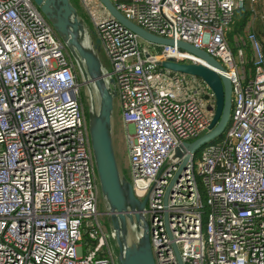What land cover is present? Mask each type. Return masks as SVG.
I'll return each instance as SVG.
<instances>
[{"label": "built area", "instance_id": "built-area-1", "mask_svg": "<svg viewBox=\"0 0 264 264\" xmlns=\"http://www.w3.org/2000/svg\"><path fill=\"white\" fill-rule=\"evenodd\" d=\"M83 1L132 126L128 179L139 199L147 196L155 264H264V42L253 26L242 28L234 55L227 37L238 9L264 26V0H111L146 30L205 49L232 84L228 125L189 153L166 203L188 153L173 150L207 130L214 95L164 75L154 61L202 60L176 43L142 46L137 33L110 13L97 20ZM80 85L38 5L0 0V264H120L114 232L98 218L100 184Z\"/></svg>", "mask_w": 264, "mask_h": 264}, {"label": "water", "instance_id": "water-1", "mask_svg": "<svg viewBox=\"0 0 264 264\" xmlns=\"http://www.w3.org/2000/svg\"><path fill=\"white\" fill-rule=\"evenodd\" d=\"M52 24L54 30L64 42L81 74V84L95 89L98 107L87 111L88 129L91 139L93 157L100 184V194L106 202L110 227L114 232L120 264H155L150 236L149 223L143 214L147 196L139 199L133 190L131 181L122 173L114 145L112 114L116 89L114 78L109 75L104 60L101 58L99 38L90 39V30L85 19L79 15L71 0H33ZM112 17L137 33L141 38L158 44L176 43L179 47L199 56L202 62H179L166 57L154 62L175 72H183L201 78L214 95V107L208 128L191 141L177 145L175 157L187 154L181 160L178 171L167 186L164 202L171 184L182 167L185 166L189 153L195 152L202 145L222 135L228 123L232 105V84L229 77L219 70L222 64L205 49L185 40L156 35L130 19L126 18L111 0H99ZM147 56L149 52L145 50ZM137 234L135 240H129L130 229Z\"/></svg>", "mask_w": 264, "mask_h": 264}, {"label": "rangeland", "instance_id": "rangeland-1", "mask_svg": "<svg viewBox=\"0 0 264 264\" xmlns=\"http://www.w3.org/2000/svg\"><path fill=\"white\" fill-rule=\"evenodd\" d=\"M71 2L76 6L79 15L85 19V21L89 27L90 39L88 38V40H94V38L96 37L95 26H94L95 25L94 16L90 15V13L88 12L87 8L84 5L83 0H71ZM86 2H87L88 7L90 8L91 12L93 14H95V18L98 20L99 17H97L98 15H96V14H98V6H101L103 8V10L105 11L104 7L99 2V0H86ZM106 16H108L107 13H106ZM233 23L234 22H232L231 26L228 29L227 37H228V33L230 34L232 32V35H231L232 44L231 45L233 48L234 55H237L236 47L234 46V39L237 35L236 33L239 30L234 29L235 23L234 24ZM243 24H238V26L241 28H242V25H243V28H246L249 25L253 26L254 30L260 35V37L262 38V40L264 42V32H263L264 26L262 25L261 20H260L258 15H256L254 12L249 11V15L245 19ZM139 42L142 46L150 47V43L141 37H139ZM102 59L104 60L107 67L109 68V63L106 60V54L104 55L102 53ZM161 69L164 70V73H163L164 75H168L169 77H172V79L185 78V79H187L188 84H192L195 87L198 86L202 89L204 88V90H208V88H209L208 86H206L207 84L201 78H199L195 75L183 73V72H175V71H171L169 69L162 68V67H161ZM167 70H169L171 73L165 72ZM75 72H76V76H77L78 81L81 82L82 81L81 80V74H80V71H79L77 65L75 66ZM80 91H81V99H82V102L84 105L85 113L92 106L94 108L98 107V96H97V93H96L94 88L89 87L83 83L80 85ZM207 94L208 93H205L203 90L199 91L198 101H199L201 107L203 108V110L205 111V113L211 116V111L208 110V107L211 105L212 102L209 101ZM232 101H233V96H232ZM112 125H113L112 130H113L114 145L116 148V153H117V158H118V163H119L120 169H121V171H124L127 178H129L131 180V174H130V170H129V161L127 159V157H128L127 129L125 127V123H124V120L122 117L121 104L118 100L117 95L114 98ZM227 125H228V123H227ZM198 151H199V148L196 150V152H198ZM105 209H106V202H105L104 198L102 197V195L100 194L99 198H98V203H97L98 218L100 219L101 222L104 223L105 227H107V229H109V226H110L109 222L107 221L106 218H103V214H102L103 213L102 211H104ZM136 234H137V232L131 228L130 232H129L128 239L130 241L135 240Z\"/></svg>", "mask_w": 264, "mask_h": 264}, {"label": "trees", "instance_id": "trees-1", "mask_svg": "<svg viewBox=\"0 0 264 264\" xmlns=\"http://www.w3.org/2000/svg\"><path fill=\"white\" fill-rule=\"evenodd\" d=\"M248 15H249V10L246 7L245 8H242V9L236 10L235 16H234V21H233L235 23L234 29H238L239 30L238 32H241L242 31V28H243V25H244L243 23H244L245 19L248 17ZM238 24H243L242 25V28L239 27ZM231 35H232V32L230 34L228 33V39H229L230 44H232V42H231ZM247 52L249 54V49L248 48H247ZM220 136L217 137V138H215L211 142L217 140L218 138H220Z\"/></svg>", "mask_w": 264, "mask_h": 264}, {"label": "crops", "instance_id": "crops-1", "mask_svg": "<svg viewBox=\"0 0 264 264\" xmlns=\"http://www.w3.org/2000/svg\"><path fill=\"white\" fill-rule=\"evenodd\" d=\"M103 6V5H102ZM104 7V6H103ZM105 11L103 10V8L101 6H98V13H100L102 16H106V13L109 14V12L107 11V9L104 7ZM102 53L105 55L104 51L101 50V58H102ZM107 60V59H106ZM126 129H127V133L132 131V126L129 125L128 127L125 125ZM116 149V148H115ZM120 149V148H119ZM118 149V150H119ZM128 159V157H127Z\"/></svg>", "mask_w": 264, "mask_h": 264}, {"label": "flooded vegetation", "instance_id": "flooded-vegetation-1", "mask_svg": "<svg viewBox=\"0 0 264 264\" xmlns=\"http://www.w3.org/2000/svg\"><path fill=\"white\" fill-rule=\"evenodd\" d=\"M74 63H75V61H74ZM75 66H76V64H75ZM122 173L125 174L124 171H122ZM102 214H103V218H106L107 221L109 222V225H110V218H109V215H108L107 213H102ZM109 228H110V226H109ZM132 229H133V228H132Z\"/></svg>", "mask_w": 264, "mask_h": 264}]
</instances>
